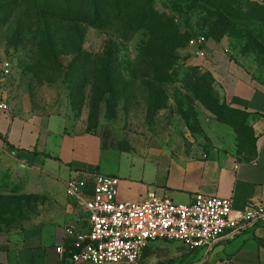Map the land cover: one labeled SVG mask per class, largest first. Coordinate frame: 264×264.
Wrapping results in <instances>:
<instances>
[{"label":"crops","instance_id":"1","mask_svg":"<svg viewBox=\"0 0 264 264\" xmlns=\"http://www.w3.org/2000/svg\"><path fill=\"white\" fill-rule=\"evenodd\" d=\"M251 1L264 5V0ZM206 50L202 59L191 47L193 62L212 75L220 101L243 115L255 139L252 157L239 151L236 126L213 115L216 140L205 149L199 142L145 141L112 129L74 130L63 116L19 111L4 90L0 49V153L47 173L50 187L42 190L49 202L29 228L0 236V264H73L60 251L74 241L66 230L89 226L88 213L66 195L65 183L74 175L86 179L89 190L97 174L117 178L121 202H143L154 193L176 204H191L202 194L231 199L234 212L264 207V81L233 58L223 43L208 40ZM201 262L264 264V219L193 251L179 242H151L141 264Z\"/></svg>","mask_w":264,"mask_h":264},{"label":"rangeland","instance_id":"2","mask_svg":"<svg viewBox=\"0 0 264 264\" xmlns=\"http://www.w3.org/2000/svg\"><path fill=\"white\" fill-rule=\"evenodd\" d=\"M156 8L170 13L185 35L183 47L177 51L178 63L167 73L169 79L164 84L156 82L141 64V49L148 41L142 33L122 41L86 28L83 51L113 61L108 81L93 79L94 65L88 61L80 66L71 64L74 55L69 45L58 50L59 67H35L27 45H9L6 28L0 27L3 60L11 64L4 81L10 105L19 111L63 116L74 130L96 133L112 129L139 140L199 142L208 148L216 140L214 121L189 91L188 76L199 74L188 68L212 75L194 64L187 41L200 35L223 43L233 58L264 81V5L251 0H157ZM227 8L238 16H228ZM225 116L233 119L240 134L239 151L252 157L255 139L244 118L235 112ZM47 176L0 153V236L24 231L33 224L49 202L42 192L50 189Z\"/></svg>","mask_w":264,"mask_h":264},{"label":"trees","instance_id":"3","mask_svg":"<svg viewBox=\"0 0 264 264\" xmlns=\"http://www.w3.org/2000/svg\"><path fill=\"white\" fill-rule=\"evenodd\" d=\"M156 1L0 0V27L6 28L9 45H27L35 67H59L58 50L60 46L69 45L74 55L71 64L80 66L88 61L94 65L93 79L108 81L113 61L111 57L83 51L86 28L122 41L142 33L148 41L141 49V64L151 71L156 82L164 84L169 79L167 73L178 63L177 51L183 47L185 35L176 27L170 13L156 8ZM226 14L233 18L238 16L228 8ZM188 71L199 74L198 77L188 76L189 91L218 121L235 125L225 113L242 114L220 101L213 78L192 68Z\"/></svg>","mask_w":264,"mask_h":264},{"label":"built area","instance_id":"4","mask_svg":"<svg viewBox=\"0 0 264 264\" xmlns=\"http://www.w3.org/2000/svg\"><path fill=\"white\" fill-rule=\"evenodd\" d=\"M207 42L198 36L189 45L196 49V56L206 59ZM1 66L3 76H8L10 62L4 60ZM118 183L117 178L100 174L94 177L91 190L86 179L75 175L65 183L66 195L88 213L89 222L86 230L74 225L66 230L74 241L60 251L73 264H141L151 242H179L193 251L211 247L264 219L261 205L234 212L231 199L202 194L191 204H176L154 193L143 202H121Z\"/></svg>","mask_w":264,"mask_h":264}]
</instances>
